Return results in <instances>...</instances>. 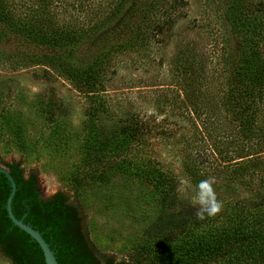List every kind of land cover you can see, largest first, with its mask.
I'll return each mask as SVG.
<instances>
[{
	"label": "rangeland",
	"instance_id": "obj_1",
	"mask_svg": "<svg viewBox=\"0 0 264 264\" xmlns=\"http://www.w3.org/2000/svg\"><path fill=\"white\" fill-rule=\"evenodd\" d=\"M110 2L56 0L48 11L60 27L83 26L92 21L95 9ZM39 5L17 0L13 13L33 22L43 14ZM225 7L224 0H184L171 29L147 46L116 52L101 86L111 114L94 116L105 127L126 124L131 115L147 120L154 132L130 160L143 152L166 175L177 178L181 199L192 202L199 216L210 205L201 203L207 193L201 183H194L195 171L202 182H211L210 192L220 205L250 198L258 181L250 179L255 167L248 164L237 177L241 161L257 156L264 168V152L254 154L258 139H246L239 121L224 109L233 59L242 49ZM30 48L18 37L0 35V168L19 164L26 179L35 178L45 200L62 194L65 205L78 212L101 262L150 264L151 258L154 264L159 256L160 261L171 258L168 235L158 238L149 231L164 206L143 178L124 176L104 184L91 180L84 187L75 182L84 174L91 179L97 167L89 162L88 112L93 103L56 71L8 62ZM258 106L263 108L257 115L260 124L264 101ZM239 154L249 157L238 159ZM196 231L201 234V225ZM0 263L10 262L0 256Z\"/></svg>",
	"mask_w": 264,
	"mask_h": 264
},
{
	"label": "trees",
	"instance_id": "obj_2",
	"mask_svg": "<svg viewBox=\"0 0 264 264\" xmlns=\"http://www.w3.org/2000/svg\"><path fill=\"white\" fill-rule=\"evenodd\" d=\"M15 1L0 0V35L18 37L32 48L8 62L15 65L23 61L56 71L93 103L88 112L92 132L89 162H95L97 167L91 179L84 174L80 178L77 176L75 182L84 187L91 180L104 184L127 176L129 180L143 178L153 187L164 208L149 231L158 238L168 235L166 241L172 247L171 258L160 261L159 256L154 264H264V168L261 159L254 156L248 163L241 161L238 171L235 169L239 172L237 177H241L243 170L249 168L248 164L255 167L250 179L258 181L250 189L249 199L220 202L219 211L210 215L204 210L199 216L192 202L181 199L177 178L166 175L143 152L130 160L134 151H143L145 141L154 132L147 120L131 115L126 124L111 127L101 125L100 118H97L98 123L94 120L98 113L111 114L101 86L115 53L147 46L165 29H171L172 17H180L179 9L184 0H111L108 6L95 9L97 13L89 24L64 27L51 22L53 18L48 9L56 0H35L43 14L33 22L17 19L13 13ZM224 1L227 20L242 41V49L233 59L234 72L230 90L225 94L224 109L239 121L246 139H258V153H254L258 155L264 152V122L257 121L262 108L258 105L264 101V1ZM17 139L22 141L21 137ZM248 157L239 154L238 159ZM106 166L108 169L104 170ZM9 167L17 186L14 201L25 200L29 205L30 199L40 195L36 192L35 178L24 179L19 164ZM192 176L194 183L202 182L197 171ZM11 189L10 181L3 177L0 181V237L5 240L6 252L17 264H46L36 241L9 218L6 205ZM22 211L21 214L27 213L26 206ZM77 213L65 205L62 194L55 195L46 204H30L25 223L42 234L59 264H90L83 257L72 262L63 257L71 252V236L78 232ZM14 214L19 215L16 211ZM199 225L202 227L200 235L196 234ZM148 261L153 264L154 260L149 258Z\"/></svg>",
	"mask_w": 264,
	"mask_h": 264
},
{
	"label": "flooded vegetation",
	"instance_id": "obj_3",
	"mask_svg": "<svg viewBox=\"0 0 264 264\" xmlns=\"http://www.w3.org/2000/svg\"><path fill=\"white\" fill-rule=\"evenodd\" d=\"M6 169L9 171L10 174L12 173V169L10 167H7ZM3 177L7 178L2 173L0 175V181ZM24 179H26L25 176H24ZM36 192L39 193L38 189H36ZM50 201H51V199L45 200L41 195H39L36 198L30 199V204H32L34 202H36V203L42 202L43 204H46ZM30 204L27 205V202L25 200H21V201H17V200L14 201L13 200V212L15 213V211H16L19 213V215L16 214L17 215L16 217L18 219L24 218V222L26 221L27 216H28V212L30 211ZM23 206H26V209H27V213H25V214H21L23 212L22 211ZM77 215H78V213H77ZM78 218H79L78 222L75 220V225L78 229V232L73 234L71 236V239H70L71 248H72L71 252L69 254H64L63 257H65L66 259H69L70 262H72V260L73 261L76 260L78 257H81V258L83 257V259L86 261L88 260L90 262V264H112L110 262H101L97 252L95 251L94 247L90 243L86 233L82 230L81 219H80L79 215H78ZM0 253H3V255L7 259L11 260L12 264H17L16 260L10 254H8L6 252L5 240H3L1 237H0ZM55 256H56V254H55Z\"/></svg>",
	"mask_w": 264,
	"mask_h": 264
},
{
	"label": "water",
	"instance_id": "obj_4",
	"mask_svg": "<svg viewBox=\"0 0 264 264\" xmlns=\"http://www.w3.org/2000/svg\"><path fill=\"white\" fill-rule=\"evenodd\" d=\"M4 174L8 180L11 183V192L7 199V212L9 215V218L11 221L16 225L18 228L23 230L25 233H27L33 240L36 241V243L39 245L40 249L43 252L44 259L46 264H59L57 257L55 256L54 251L51 249L50 244L44 239L42 234L36 230L33 226H31L28 223L24 222V218L18 219L14 212H13V200L15 198L16 192H17V186L16 183L12 177V175L9 173V171L6 168H0V175ZM0 256L10 262L9 264H12L11 260L7 259L3 253L0 254Z\"/></svg>",
	"mask_w": 264,
	"mask_h": 264
},
{
	"label": "clouds",
	"instance_id": "obj_5",
	"mask_svg": "<svg viewBox=\"0 0 264 264\" xmlns=\"http://www.w3.org/2000/svg\"><path fill=\"white\" fill-rule=\"evenodd\" d=\"M210 181L201 182V188L204 189L207 193L206 198H202L201 203L209 204L210 207L207 208L209 214H214L219 211L220 205L215 202L214 194L210 192Z\"/></svg>",
	"mask_w": 264,
	"mask_h": 264
},
{
	"label": "bare ground",
	"instance_id": "obj_6",
	"mask_svg": "<svg viewBox=\"0 0 264 264\" xmlns=\"http://www.w3.org/2000/svg\"><path fill=\"white\" fill-rule=\"evenodd\" d=\"M0 264H2V263H0ZM3 264H5V263H3Z\"/></svg>",
	"mask_w": 264,
	"mask_h": 264
}]
</instances>
